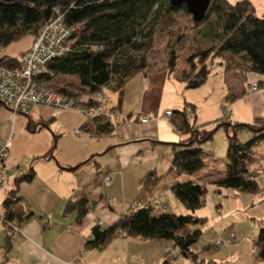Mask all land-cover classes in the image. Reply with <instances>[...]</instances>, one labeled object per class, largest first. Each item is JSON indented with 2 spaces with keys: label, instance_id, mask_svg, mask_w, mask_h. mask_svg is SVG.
<instances>
[{
  "label": "trees",
  "instance_id": "obj_1",
  "mask_svg": "<svg viewBox=\"0 0 264 264\" xmlns=\"http://www.w3.org/2000/svg\"><path fill=\"white\" fill-rule=\"evenodd\" d=\"M177 12L187 13L184 6H173L170 0H0V51L26 36H31L33 40L52 18L61 16L71 31L68 50L61 58L50 63L53 77H45V81L50 83L57 76H73L79 93L55 90L70 97L93 93L103 95L104 89L115 92L133 76L148 69L146 53L153 42L155 29L159 27L161 32H165L172 26V15ZM190 21L195 26L205 24L202 36L209 44L196 51L194 57L187 58L194 69L192 71L196 73L177 80L186 83V88L200 87L211 74L206 68V61L219 58L216 65L223 72H235L242 77L247 73L257 74L262 79L256 84L258 88H264V12L257 17L250 0H211L204 20L195 22L190 17ZM175 57L171 51L169 63ZM17 65L18 58L0 57V66ZM243 94L229 91L225 100L233 102ZM189 106L194 112L195 106ZM175 113L180 116L179 120L173 121L175 131L189 137L172 144L168 172L173 182L169 190L188 213H156L153 207L131 211L130 206L128 215L105 228L95 227L92 236L85 241L86 249H103L121 232L124 238L172 242L179 254L190 261H196L201 253L211 250V247H205L201 253L191 250L192 245L200 239V226L206 221L205 217L194 214L205 205L204 187L200 183L203 176L198 180L186 181H180L179 177L183 173L196 175L201 172L206 167L205 157L214 161L201 148L195 147V144L211 139L214 131L202 129L198 133L197 127L188 122L185 110ZM228 124L222 118L215 121L216 129L224 126L227 133L224 171L221 174L212 171L204 178L210 177L207 182L213 184L217 192L231 189L237 193L255 195L260 188L256 181V170L250 169L251 155L253 148L264 142V126L235 123L227 127ZM121 126L109 121L86 119L81 129L97 139L112 136ZM242 129L252 133L251 138L244 142L236 137V133ZM52 150L38 159H47ZM34 175L33 166L30 165L23 177L16 178V184L29 182ZM162 178L155 170L147 171L139 179L140 190L135 201L152 195ZM95 185L96 180L89 188ZM85 190L87 192L84 191L78 199L69 200L63 210L65 216L73 213L77 224L82 222L91 206L88 196L90 189ZM14 193L11 192L3 202L7 219L11 214L10 206L18 200ZM252 246L254 264H264V228H260Z\"/></svg>",
  "mask_w": 264,
  "mask_h": 264
},
{
  "label": "rangeland",
  "instance_id": "obj_2",
  "mask_svg": "<svg viewBox=\"0 0 264 264\" xmlns=\"http://www.w3.org/2000/svg\"><path fill=\"white\" fill-rule=\"evenodd\" d=\"M235 1V0H231ZM254 8V13L257 17H261L264 12V0H250ZM190 15L185 12H177L172 15L173 23L170 28L165 32H161L159 27L155 29L154 39L150 48L147 51V63L148 69L143 73L136 74L130 81H139L142 83L143 75H159L166 74L170 77L169 83H166L165 89H162V93L156 92V98L159 99L161 95V112L154 111V115L157 119L151 120L152 127H156L160 133L169 135V129L172 133L175 132L173 123L168 122L164 118L165 109L172 111H183L178 104L193 100L196 106L194 112L189 104L184 105L186 118L191 125H199L196 131L200 133L202 129L205 131L213 130L212 138L204 141L201 144H195V147L201 148L205 153L213 157L214 161L205 157L204 161L206 167L196 175H202L201 182L204 187V202L205 205L195 212V215L205 217V223L200 226L201 236L200 239L192 245L191 250L195 253H201L205 247H211L209 254L201 253L205 259L212 260L217 257L227 258L226 264H254L252 263L251 246L256 239L260 228H264V142L253 148L251 155L252 163L250 169L256 170V181L260 188V192L252 195L245 193H237L231 189H223L220 192L214 191V185L209 184L207 181L208 176L212 171L222 173L225 167V155L227 148V133L225 127L216 129L215 121L226 116V111L233 112L234 117L231 120L234 122L235 117L245 118L252 124L256 121V115H259L263 107V88H258L257 92H249L252 82H257L259 75L254 73H248L244 78L243 87L247 93L242 95L245 99L244 103L239 102L240 99L236 98L235 102H229L225 100L226 95L229 93V85L237 87L241 81L240 74L228 72L229 75L224 76L222 68L217 66L220 60L215 58L213 61L210 58L206 61V68L211 71L206 82L196 89L186 88V83L177 79L180 77H186L189 75L192 77L196 71L187 61V58L194 57L196 51L201 50L209 42L202 36V32H205V24L195 26L190 21ZM30 36H26L19 41L12 42L3 51H0V57L10 56L17 58L19 56V50L28 44ZM32 43V42H31ZM173 51L176 56L173 62L169 63L170 52ZM196 62V61H195ZM226 64V63H225ZM200 66L196 68L198 70ZM147 75V77H149ZM241 77V78H240ZM159 77L156 79L160 82ZM187 78V77H186ZM243 79V78H242ZM229 81V84H228ZM247 81V82H245ZM76 78L73 76H57L50 82V86L54 89H64L69 92L79 93V89L76 84ZM172 85H171V84ZM250 84V85H249ZM161 85V82L159 86ZM161 88V87H160ZM160 90V89H158ZM237 90V89H235ZM232 92V91H231ZM237 91H233L236 93ZM261 95V98L256 95ZM114 96L109 90L103 91L104 105H107ZM251 97V98H249ZM246 103V104H245ZM166 106V107H165ZM186 106V107H185ZM183 107V106H182ZM159 110V109H158ZM158 112V114H157ZM121 113V112H120ZM124 114V113H123ZM159 115V116H158ZM178 115V114H177ZM223 121L226 119L222 118ZM43 120V121H42ZM86 120L85 117L77 110H56L42 106H32L29 111L20 113H13L11 110L0 104V140L9 138L11 142V149L8 152V161L13 163V168L6 170V174L9 177V184L4 187L1 193H5L10 190L14 176L12 173L17 171L16 177H23L28 171L30 165L36 171L37 166H40L41 159H38L48 153L51 149L55 160L49 158L44 160L59 161V158H72L73 149H83L84 147H110L118 139L117 136L105 138L100 141H96L90 138L85 131L80 128V124ZM159 120H161L159 122ZM42 121V122H41ZM228 123V121H226ZM28 123L33 132L28 129ZM41 123L43 126L40 129H36V124ZM255 124V123H253ZM169 127V129H168ZM79 129L82 132L81 136H76L74 130ZM174 131V132H173ZM252 133L248 129L239 130L236 133V137L240 142L247 141L251 138ZM181 136L179 135V138ZM177 141H160L155 139H147V141L135 142L124 146L123 148H113L109 151L104 149L103 151H97L95 155L88 157L82 161V165L77 169L76 177L78 180H89L96 172L105 170L113 171L110 168H116L118 166L119 157L118 151H129L133 149L131 147H139V150L128 158L129 168L131 170L124 172L125 179V193L122 190L121 183L118 181L116 185L109 188L105 193V184L102 182V174H98V182L94 189H91L88 194L89 199H95L99 194L104 195V201L107 204L113 206L117 213H123L124 206H128L135 199L138 192L136 191V185L131 183L130 173L134 170H141L143 175L145 172L154 168L157 175L162 176L161 182L158 186L159 190H166V187L170 186L173 182L171 173L168 172L171 156H172V144H177ZM153 142V143H152ZM121 149V150H120ZM128 155V152H126ZM49 157V155H48ZM37 159V160H36ZM98 165V166H97ZM155 166V167H154ZM23 171V172H22ZM212 172V173H213ZM11 177H10V176ZM141 175V176H142ZM196 175L182 174L179 177L180 181H186L193 179ZM129 183L130 187L128 186ZM132 190H131V189ZM216 189V188H215ZM157 192V190H156ZM154 194L150 195V199ZM97 195V196H96ZM134 196V197H132ZM131 198H133L131 200ZM173 198L169 196L155 198L154 202H163L167 204V208L170 213L175 214H187L188 211L181 205L174 209ZM169 203H166V202ZM162 203V204H163ZM156 213H160L163 209L157 205L152 204ZM161 209V211H160ZM122 211V212H121ZM124 215V214H123ZM121 215V216H123ZM233 235L232 243L227 246L215 247L217 241H224ZM118 237H120L118 235ZM234 245L236 248L234 249ZM233 249L227 251V248ZM176 249V248H175ZM177 250V249H176ZM172 255V254H170Z\"/></svg>",
  "mask_w": 264,
  "mask_h": 264
},
{
  "label": "crops",
  "instance_id": "obj_3",
  "mask_svg": "<svg viewBox=\"0 0 264 264\" xmlns=\"http://www.w3.org/2000/svg\"><path fill=\"white\" fill-rule=\"evenodd\" d=\"M29 38L30 39L28 44L19 50V55L30 47L32 37L30 36ZM17 58H19V56ZM223 74L224 76H226V80L227 76H235V74L229 75V73L225 72H223ZM142 75V83L137 80L133 81L134 79L130 81V79L121 89L115 92L111 91L112 93H114V96L111 98L112 100L105 106L115 108L119 112L124 113L126 115H148L150 116V120L147 124L143 125L140 124L136 120V118H134V116H131L132 118L127 120L121 127H119L116 133H114L112 136H103L95 139L96 141H100L105 138L117 136L118 139H116L115 143L112 144L115 145L114 147H110L111 144H108V147H84L83 149L75 148L72 150V153L74 155L72 158L61 157L59 158L58 162H50L49 160L41 159L40 166H37L36 171L34 170L35 175L29 182L21 181L16 184V178H18L16 177V175H18L17 173L19 172L14 171L11 174L12 177L14 176V179L12 181V185L10 186V190L2 194L1 191L4 189L5 186L9 184V177L6 174V170H10L13 168V163L8 161L7 156L3 164L6 175V184L0 190V264L228 263L227 258L224 257H217L212 260H209L207 258L205 259L201 255H199L196 261H190L188 259L183 258L179 254L178 250L175 249L172 242H151L141 238L117 237L113 239L103 249L85 248V241L92 236L91 233L95 227L105 228L113 224L119 218L123 217L126 214L129 207L136 200L139 194L140 187L138 182L139 179L146 173L145 172L142 175V172H140L141 170H133L130 173V177L132 178L131 183L133 184V189L135 191V184L136 191L138 187V192H136L137 195L135 199L131 198V200L133 199V202L130 203L127 207L124 206V209H122L123 213H117L113 206L107 204V202L104 201V195L100 193L98 197H95V199L90 200L91 206L80 224H77L75 222V217L73 213L67 216L63 214L64 207L69 200L78 199L79 197H81L84 191L87 192L85 190L87 188L90 190L94 189L96 185L90 188L89 185H91L94 180H96V183L98 182V174H102V177L106 174H109L111 177L110 184L105 185V193L106 191H108L109 188H112L114 185H116L118 181L121 183L122 190L125 193V167L126 171L131 170L132 167L129 168L130 164H128L127 162L128 158L134 154V150H136L137 152L139 150V147H131L133 149H130L129 151H118L117 156L119 157V164L116 168H110L113 170L112 172L109 170L96 172V174L92 178H89V180H78L75 171H77V169L82 165L81 163L83 160L87 159L88 157H90L89 159H91L93 155L98 153L97 151H103L104 149H106V151H109L113 148H123L119 146H124L135 142L147 141V139H155L160 141H177V139H180L178 140L179 142L189 137V135H181L176 131H173L174 133H172L169 127V135L168 131L167 134H164L160 133L159 130H156V127H152L151 120L158 118L156 114L154 115L152 112L156 111V109L158 112H161V106L163 103V100L161 101V95L159 99L156 98V92L158 91L160 92V94L162 93L161 91L162 89H165L166 83H169L170 77L164 73H161L159 75L147 74L149 75V77L144 74ZM156 77H159L158 79H160V86V82L156 79ZM242 78L239 82V86L234 87L232 86V84H230V87L228 89L232 92L237 91L236 93L243 92V95H245L247 93V91H245L243 87V80L245 77ZM261 79V77L258 78V81L256 83H258ZM257 90L251 91L249 89V92L255 93L257 92ZM261 95H263L264 99V88L263 93ZM261 95H256L258 97L255 98L259 99L261 98ZM239 99V102H245V99H243L242 96ZM193 103V100H188L183 103L180 102L178 104V107H181L182 110H184V105H194ZM261 106L263 107V109L261 110L259 115H256V121L253 122L255 124L252 123L250 125H254L255 127L264 126V100ZM165 111L170 110L165 109ZM165 111L163 113H165ZM228 111L229 115H223L222 117H219V119L225 118L226 121H228V123L230 124L250 123L247 122L248 120L245 118H237L239 116L233 118L235 119V121L233 122L231 120V117H234L232 116L234 114L232 111ZM172 113V117L167 118L164 116V118L168 122L173 123V121L179 120L180 116L177 115L174 111H172ZM160 121L161 120H159V122ZM84 122L85 120L80 124V128ZM40 127L42 128L43 126L41 125V123H38L36 124L35 128L40 129ZM195 127H199V125ZM81 134L82 132H80L78 136H81ZM87 134L90 137L89 133ZM179 135L181 136L180 138ZM11 148L12 147H10V149ZM126 152H128V155L126 154ZM50 154H52V151L50 152ZM66 168H73V170H67ZM150 170L155 169L152 168ZM201 174L203 175L204 171ZM202 175H196L193 179L190 180H198L199 178H201ZM200 183H202L201 180ZM130 185L131 184L129 183L128 186L130 187ZM158 186L154 191L156 192L157 190L155 196H152V198L150 199V205L152 207V204L154 203V205L161 207V209L165 208L166 212L170 213L167 208V204L163 202H158L157 204H155L154 202L155 198H161L166 196H169L170 198L174 199V203L170 205L174 209L181 205L171 194L169 186L168 188L166 187V190L163 189L159 191ZM13 191L15 192L13 196L18 197V200L10 206L11 214L10 218L7 219L3 210V202L7 197L11 195L10 193ZM154 192L152 194H154ZM166 203L169 202L167 201ZM153 209H157L156 206H154ZM5 223H7L8 225V231H5ZM235 248L236 246L234 245V249ZM232 250L233 249H230V247H228L226 250V254H229L227 253V251H231L230 255H232ZM251 250V256H253V246H251ZM209 253L211 252H205L204 254ZM251 258L253 260V257ZM252 263L254 262L252 261Z\"/></svg>",
  "mask_w": 264,
  "mask_h": 264
},
{
  "label": "built area",
  "instance_id": "obj_4",
  "mask_svg": "<svg viewBox=\"0 0 264 264\" xmlns=\"http://www.w3.org/2000/svg\"><path fill=\"white\" fill-rule=\"evenodd\" d=\"M71 31L66 27L61 16H55L49 23L44 25L32 40L30 47L22 52L15 67L0 66V104L13 113H23L30 110L32 106L48 107L56 110L74 109L79 111L87 120L97 119L109 121L114 125H123L134 116L140 124H147L150 116L135 114L126 115L115 108L104 107L103 95L93 93L88 96H66L58 93L45 81V77H53L50 63L61 58L68 50V42ZM258 85L253 83L251 91H256ZM229 115V111H226ZM164 116L170 118L173 113L165 111ZM75 135L80 131L75 130ZM11 147L10 139L0 140V190L6 184L4 161ZM111 177L109 174L103 176V183L109 185ZM150 197L134 201L131 211L141 208H149ZM166 211L165 208L162 210ZM129 211L126 212V215ZM8 231V227H5ZM122 237V233H119ZM233 235L224 241H217L215 247L227 246L232 243Z\"/></svg>",
  "mask_w": 264,
  "mask_h": 264
},
{
  "label": "water",
  "instance_id": "obj_5",
  "mask_svg": "<svg viewBox=\"0 0 264 264\" xmlns=\"http://www.w3.org/2000/svg\"><path fill=\"white\" fill-rule=\"evenodd\" d=\"M12 1V0H7ZM211 0H170L171 5L181 7L184 6L187 13L191 16L193 21L200 22L206 17L207 10L209 8ZM230 123L227 125L229 127ZM30 123H28V129ZM34 130H32L33 132ZM191 142L189 141L188 144ZM49 159H54L53 155L50 154ZM67 170H73V168H66Z\"/></svg>",
  "mask_w": 264,
  "mask_h": 264
},
{
  "label": "flooded vegetation",
  "instance_id": "obj_6",
  "mask_svg": "<svg viewBox=\"0 0 264 264\" xmlns=\"http://www.w3.org/2000/svg\"><path fill=\"white\" fill-rule=\"evenodd\" d=\"M29 130L32 131V129L29 127Z\"/></svg>",
  "mask_w": 264,
  "mask_h": 264
}]
</instances>
